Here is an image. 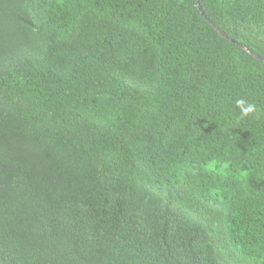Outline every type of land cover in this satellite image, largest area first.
<instances>
[{
	"label": "trees",
	"instance_id": "16d2710c",
	"mask_svg": "<svg viewBox=\"0 0 264 264\" xmlns=\"http://www.w3.org/2000/svg\"><path fill=\"white\" fill-rule=\"evenodd\" d=\"M0 264H264V0H0Z\"/></svg>",
	"mask_w": 264,
	"mask_h": 264
},
{
	"label": "clouds",
	"instance_id": "9594fccd",
	"mask_svg": "<svg viewBox=\"0 0 264 264\" xmlns=\"http://www.w3.org/2000/svg\"><path fill=\"white\" fill-rule=\"evenodd\" d=\"M198 1V0H197ZM198 3V2H197ZM236 107L239 109L240 118L248 117L252 115L256 109L255 104L249 103L245 99H238L236 100ZM174 191H171L168 187H166V194L162 196L159 200V202L162 204V200H166L170 195H172ZM163 205V204H162ZM186 221H191L190 219H187ZM188 242H192L193 238L192 236H186Z\"/></svg>",
	"mask_w": 264,
	"mask_h": 264
}]
</instances>
